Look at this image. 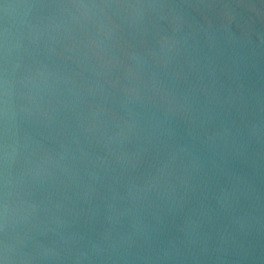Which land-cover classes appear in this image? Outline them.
Listing matches in <instances>:
<instances>
[{
	"label": "water",
	"instance_id": "1",
	"mask_svg": "<svg viewBox=\"0 0 264 264\" xmlns=\"http://www.w3.org/2000/svg\"><path fill=\"white\" fill-rule=\"evenodd\" d=\"M5 241L14 264H264V0H0Z\"/></svg>",
	"mask_w": 264,
	"mask_h": 264
},
{
	"label": "clouds",
	"instance_id": "2",
	"mask_svg": "<svg viewBox=\"0 0 264 264\" xmlns=\"http://www.w3.org/2000/svg\"><path fill=\"white\" fill-rule=\"evenodd\" d=\"M110 5H78V7H109ZM8 206L5 202L3 206V215L5 220V227L7 226ZM0 264H14V257L12 255L11 246L5 241L2 244V256H0Z\"/></svg>",
	"mask_w": 264,
	"mask_h": 264
},
{
	"label": "snow or ice",
	"instance_id": "3",
	"mask_svg": "<svg viewBox=\"0 0 264 264\" xmlns=\"http://www.w3.org/2000/svg\"><path fill=\"white\" fill-rule=\"evenodd\" d=\"M0 256H2V245H0Z\"/></svg>",
	"mask_w": 264,
	"mask_h": 264
}]
</instances>
